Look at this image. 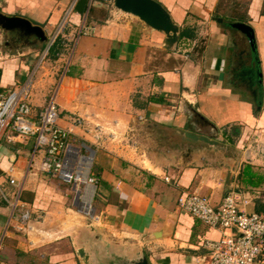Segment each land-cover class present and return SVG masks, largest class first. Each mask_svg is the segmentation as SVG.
<instances>
[{"label":"crops","instance_id":"1","mask_svg":"<svg viewBox=\"0 0 264 264\" xmlns=\"http://www.w3.org/2000/svg\"><path fill=\"white\" fill-rule=\"evenodd\" d=\"M156 1L179 27L169 49L164 33L116 8L100 17L95 7L86 22L94 33L82 35L75 0H0L1 15L29 21L46 38L0 27V92L28 85L31 118L54 101L61 128L84 118L102 132L99 140L90 134L80 139L96 151L100 199L94 209L103 228L64 212L74 186L40 170L44 153L33 155V137L6 132L0 141V183L21 190L32 215L51 217L55 207L59 231L74 228L59 242L68 246L57 244L43 264H82L79 249L89 264L139 254L149 264H209L204 243L223 232L178 208L183 193L197 191L218 206L232 191L241 192L251 198L246 211L264 215V3L248 0L245 10L215 16L222 0ZM233 23L253 28L255 51ZM175 131L216 144L186 142ZM12 167L16 185L9 183ZM246 169L259 176V185L245 183ZM71 205H77L73 197ZM10 215L0 201V233L9 225L4 252L10 256L0 264H24L31 249L16 240ZM52 235L58 232H43Z\"/></svg>","mask_w":264,"mask_h":264},{"label":"built area","instance_id":"2","mask_svg":"<svg viewBox=\"0 0 264 264\" xmlns=\"http://www.w3.org/2000/svg\"><path fill=\"white\" fill-rule=\"evenodd\" d=\"M95 1L113 4L112 0H88L89 9ZM92 33L94 28L86 23L81 24L80 34ZM27 100L28 85L12 92H0V141L6 132L21 139L33 137V155L37 151L44 153L40 170L64 184H73L76 204L83 210L84 202L89 197L88 193L86 199L84 198L85 188H94L90 196L91 202L96 195L98 182L92 174L96 151L88 142L77 138L75 129L82 128L86 123L94 140H99L101 129L89 126V120L84 118L75 119L71 128H61L58 125L59 114L54 101H50L38 117L33 119ZM9 171V183L16 185V179L12 176L14 168ZM165 181L168 182V179ZM0 193L11 208L9 223L15 222L13 228L18 232L33 231L35 227L32 213L21 201V190L16 193L14 201L1 188ZM259 193L255 191L256 195ZM250 204V197L244 198L241 192L236 191L226 195L218 206L213 205L208 196L197 191L183 193L177 200L178 208L207 227L223 232L220 239L204 243L210 259L209 264H264V215L246 211ZM8 227L9 225L0 236V253Z\"/></svg>","mask_w":264,"mask_h":264},{"label":"rangeland","instance_id":"3","mask_svg":"<svg viewBox=\"0 0 264 264\" xmlns=\"http://www.w3.org/2000/svg\"><path fill=\"white\" fill-rule=\"evenodd\" d=\"M260 1H261L260 5L262 6V4L264 3V0H260ZM237 3L238 4L235 5L236 3L231 4L230 0H222L220 3V10H219V12L221 14H216L215 16L222 15L226 11L228 13L233 8L234 9L235 8L240 9V11L245 10V8L247 7L248 0H238ZM95 7L98 8L97 13L98 12L100 13V17H104L106 14H108V11L110 9L114 10L113 4H110V3L105 2V1H95L91 4L89 12L82 15L83 16V23H86V22H88V20H90L89 18L93 14ZM262 7H263L262 10L264 12V4ZM234 67H236V65H233V68ZM92 124L93 123H91L90 126H93ZM89 128H91V127H89ZM78 130H79V133H78L79 135H77V136H79V137H77V138H79V139L80 138L81 139L86 138V135L88 136V134H89L86 123L82 128H78ZM132 141L133 142H131V141L129 142L130 146L135 145V141H136L135 138H133ZM97 154H98V152H97ZM96 170H97V163L94 162V165L92 167V174H94L96 172ZM64 185H67L69 189H71L73 187V184H64ZM0 188L11 201L15 200V195L19 189L15 188L14 190H12L11 187L4 186L1 183H0ZM72 197H73V199L75 198V192L71 191V195L66 200L68 205H66V207L64 208L65 209L64 212H68V210H72V213L69 212L68 214H72V215L74 213L79 214L85 218V220L87 221L88 224L90 223V225L99 226L98 228H103L102 227L103 225H101L102 220H101V218L99 219V216L97 215V213H95V209H94L95 205H96L95 202L97 201L98 198L100 199L98 191L95 195V200L93 202H91V208L94 211L89 212V213L88 212L85 213L77 205L72 206L71 205ZM0 201H2V202L4 201L2 196H1V193H0ZM7 207L11 211V208L8 205H7ZM59 211H61V210L58 208L52 207L49 212H51V214H53V216L48 217V218L43 217V213H40V215L33 214L32 215V222L34 223L35 228L33 231H31L29 233L28 232H18V231H16V229L11 227L10 230L13 231L15 235H18L20 237V238H17L16 240L23 243L24 246H26L28 249H31V252H29L30 255L28 254L29 255L28 257H22L21 258V261H23L24 264H39L40 262H41V264H43L44 255L46 256V253L53 252L55 250H59V248L62 247L63 245L68 246V245H66L67 241H64L63 245H60L61 243H59V242H61L62 240L68 239L70 237V235H66V233L72 234L74 231V228H72L68 231H64V232L59 231V222L57 223V220L62 219V217L58 215L59 213H61ZM78 211H80V212H78ZM16 214H18V212ZM65 214H67V213H65ZM105 230H107V229H105ZM46 231L47 232L49 231L52 234L55 233V231H57L58 235H52V236H46L45 237V236H43V232H46ZM3 233H4V231H3ZM3 233H0V236L3 235ZM97 236H98V238H104L103 232H101V234H98ZM110 236L115 238V240L123 241V240L119 239L117 236L114 237V235H112V234H110ZM6 238L7 237L5 236L4 241H3V248H2V251L0 253V259L2 257L5 259L10 257L9 255H7L8 252L7 253H6V251L4 252V247L6 245ZM105 239L109 242L114 241V240H110L109 236H106ZM18 241H15V243H18ZM57 244L60 245L59 248H57ZM122 244H123V242H122ZM66 248L67 247H65L64 249H66ZM67 250H69V248H67ZM71 250H73V247ZM77 251L78 250H76V253L75 252L74 253L77 254ZM77 260L80 261L82 264H85L81 258H79ZM112 260H114V259H111L110 262Z\"/></svg>","mask_w":264,"mask_h":264},{"label":"water","instance_id":"4","mask_svg":"<svg viewBox=\"0 0 264 264\" xmlns=\"http://www.w3.org/2000/svg\"><path fill=\"white\" fill-rule=\"evenodd\" d=\"M113 6L122 13L138 18L149 28L165 34V45L169 49L178 40L179 27L173 22L167 10L156 0H112ZM74 10L79 14H86L89 10L88 0H75ZM0 27L5 31H13L16 28L24 29L28 34H35L45 40L42 30L33 27L31 23L22 18H9L0 14ZM232 27L246 36L253 51L256 49L255 33L251 26L244 23H233ZM181 140L186 142H199L214 146L216 142L204 136H198L191 132L175 131ZM78 258L85 264H89L88 255L83 249L77 251ZM108 264H149L145 255L139 254L135 259L114 258Z\"/></svg>","mask_w":264,"mask_h":264},{"label":"trees","instance_id":"5","mask_svg":"<svg viewBox=\"0 0 264 264\" xmlns=\"http://www.w3.org/2000/svg\"><path fill=\"white\" fill-rule=\"evenodd\" d=\"M181 37H183V36L181 35ZM246 170L242 174L244 176L245 183L249 184L251 186L259 185V183H260L259 176L251 173L250 170H248V169H246Z\"/></svg>","mask_w":264,"mask_h":264},{"label":"bare ground","instance_id":"6","mask_svg":"<svg viewBox=\"0 0 264 264\" xmlns=\"http://www.w3.org/2000/svg\"><path fill=\"white\" fill-rule=\"evenodd\" d=\"M93 191H94V188L93 187L88 186V187L85 188V196H84L85 199H86L87 194L89 193V197L85 200L84 205H83V210L85 211V213H87V212L89 213V212L94 211L90 207V202H91L90 196L92 195V192Z\"/></svg>","mask_w":264,"mask_h":264}]
</instances>
